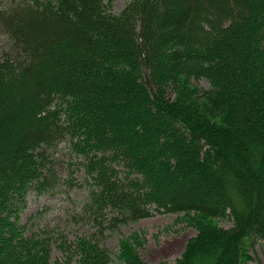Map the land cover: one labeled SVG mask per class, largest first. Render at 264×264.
Masks as SVG:
<instances>
[{
	"label": "trees",
	"instance_id": "1",
	"mask_svg": "<svg viewBox=\"0 0 264 264\" xmlns=\"http://www.w3.org/2000/svg\"><path fill=\"white\" fill-rule=\"evenodd\" d=\"M115 1L1 0L0 264H54V242L55 264H112L108 230L190 211L232 226L201 223L175 264H241L264 238V0ZM63 143L94 232L55 241L22 217Z\"/></svg>",
	"mask_w": 264,
	"mask_h": 264
},
{
	"label": "rangeland",
	"instance_id": "2",
	"mask_svg": "<svg viewBox=\"0 0 264 264\" xmlns=\"http://www.w3.org/2000/svg\"><path fill=\"white\" fill-rule=\"evenodd\" d=\"M128 2L129 0H116L114 11L119 12ZM0 40L4 39L0 36ZM197 83L205 88L210 87L209 82L204 79ZM58 156L63 162L60 165V187L49 193L30 192L22 221L27 222L33 231L43 229L54 235L55 241L57 234L74 240L78 235L94 232L90 221L75 222L73 219L76 213L83 211L90 186L78 161L72 162V166L69 165L72 159L64 143ZM206 222L226 228L232 226V220L229 218L205 217L195 211L162 213L122 224L116 230H108L103 240L111 250L112 264H126L121 255V243L129 238H134L135 242L139 243L135 244L136 250L146 264H158L163 261L175 264L176 259L185 252L189 240L197 236L200 224ZM56 243L53 244L52 252L54 264L63 258ZM242 250L241 264H264V238L252 235L244 239Z\"/></svg>",
	"mask_w": 264,
	"mask_h": 264
}]
</instances>
